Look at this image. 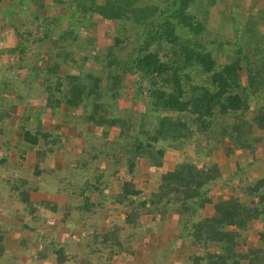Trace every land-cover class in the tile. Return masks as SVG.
<instances>
[{
	"label": "trees",
	"instance_id": "obj_1",
	"mask_svg": "<svg viewBox=\"0 0 264 264\" xmlns=\"http://www.w3.org/2000/svg\"><path fill=\"white\" fill-rule=\"evenodd\" d=\"M227 1L52 0L44 8L0 0V16L17 17L14 45L0 48L10 57H0V264H27L29 254L39 263L121 264L137 257L138 236L147 246L140 264H264V175L251 176L256 144L264 151V34L257 19L248 27L235 13L241 0H229L223 32L209 28L210 10ZM98 18L113 31H97ZM12 103L23 108L13 143L4 136ZM43 116L59 122L42 127ZM216 151L234 155L232 186ZM168 157L176 158L169 168ZM138 166L147 192L136 186ZM214 184L229 193L215 203ZM35 192L52 199L33 200ZM111 210L118 221L106 219ZM5 217L27 233L12 253ZM168 219L169 242H148ZM186 247L198 253L181 261Z\"/></svg>",
	"mask_w": 264,
	"mask_h": 264
},
{
	"label": "rangeland",
	"instance_id": "obj_2",
	"mask_svg": "<svg viewBox=\"0 0 264 264\" xmlns=\"http://www.w3.org/2000/svg\"><path fill=\"white\" fill-rule=\"evenodd\" d=\"M5 3L7 0H3ZM35 2H37V4L42 5V7L47 8V6L52 3V0H33ZM236 1V0H233ZM17 0H12V4H16ZM225 5L223 7H218L215 9H211L210 10V16L208 17L209 19V24L211 25L209 28L215 30V32L219 33L223 32V30L221 28H223L225 26V23H227L229 20L228 15H225V11L228 12V5H229V0L227 2L224 3ZM237 7L234 9L236 14L241 13L243 17V21L246 24V26L249 27V25L252 23L253 19H250V17L255 18L258 20L259 23H261L259 25V31L261 34H264V0H241L239 3L236 4ZM17 18L16 16L11 17V18H6V17H2L0 16V48L3 49L5 48V46L10 47L11 44L14 43L15 40V32L13 31L12 28H10L9 24L11 23V21ZM96 23V30H103L105 32H111L113 31V26L111 25L110 22L108 21H102L101 19H96L95 21ZM16 24V23H15ZM10 45V46H9ZM1 57V61L5 62L8 59L10 60V57H7L6 55H0ZM130 84V83H129ZM128 84V85H129ZM263 99V98H262ZM263 102V100L260 102V104ZM5 103V102H4ZM6 104H4L5 106ZM139 109V104H135L132 106V110L136 111ZM11 112L13 113V118L14 121L15 119H17V117H20L21 112V106H18L16 104L11 105L10 107ZM65 111V109L63 110ZM11 119V123L9 122L8 124H6L5 127V133L7 135H9L7 137V141L9 142H14L15 140H17V138L19 136L16 137V135H14L13 137L10 134L11 127L13 126V122ZM44 123L47 122V117L43 116V121ZM86 130L90 133H94V132H98L97 129L92 128V127H86ZM113 133H111V137H115L116 135V131H112ZM262 135L264 136V129L262 131ZM1 139V137H0ZM226 143H222V146H226ZM256 159L257 162L254 166H256V168L253 170V172L251 173V176H263L264 175V151L261 148V142L256 144ZM77 149H74V152ZM215 155V159H217L219 161V168H220V172L222 175L223 180L224 179H228V185H233V183L238 182V177H234L233 173H235L236 168L234 166V155L229 156L228 158H226V156L224 155V153L222 151H216L214 152ZM60 160L61 158L58 157ZM176 161L175 157H168L167 162L165 164V167L169 168L170 166H172V164H174V162ZM32 162V155L29 153L26 155V161H25V165L24 167L21 168V172L23 171V169H26L30 167V164ZM57 165H59V162L55 161L53 166L57 167ZM135 182H136V186L137 188L144 190L145 192H147V188L145 186H143V182H147L149 179L146 175H143L144 172V167H140L138 166L137 169L135 170ZM22 174L24 175V177L29 178V174L24 173V171L22 172ZM243 178V175H241L240 179ZM223 182V181H222ZM152 187V185H148V188ZM147 194V193H146ZM228 192L226 190V188L224 186L220 187L219 184H214L211 187V191H210V196L212 198L213 203H215L216 200L218 199H224L228 196ZM46 196L42 195L41 199L40 196H32L33 200H46ZM44 213V212H43ZM202 215L205 216H211L212 215V209L210 206H208L207 208H205L202 211ZM156 218V217H155ZM106 219L109 220H116L118 221L119 219V215L117 212L111 210L108 211L107 213V217ZM2 220L6 221L7 224H5V228L8 229V226L10 227L9 230L7 231V234L5 235L4 238V244L6 246V250L8 253H12L13 251H17V245L19 240L22 237H27V233L25 234L24 231L20 230V224L14 222V220L12 221L10 217H5L2 218ZM10 222H12L13 224H11ZM9 224V225H8ZM45 226L48 227V225H52V220H48L46 222L45 220ZM174 223L170 221V219H168L165 222L162 223H156V225L154 226L153 230L150 232L149 236L147 237L150 238L148 240V242L153 241L156 245V247H159L160 245H164L167 244L169 241V239H167L166 237L169 234V231H171V229L174 227L173 226ZM84 231V230H83ZM76 233L73 234V236L76 237ZM89 235V232L85 230L83 236L87 237ZM140 236L136 237L134 242H133V246L132 248L138 253L137 257H127L125 259H121L120 262L121 264H140L141 261L143 262V259L140 258L141 255H144L142 252H144V249L147 247L145 244H140L139 242L141 241V239L139 238ZM139 240V241H138ZM138 241V242H137ZM175 247L179 248L178 245H175ZM160 252V251H158ZM198 253V249L195 248H182L179 250V254L177 255L179 258V260L183 261V257H185L188 253ZM151 256V255H150ZM171 259H174L173 257H171L170 261H172ZM33 257L31 254L28 255L27 258H25V263L27 264H52V263H39L36 261H33ZM154 259L151 256V260L153 261ZM160 264V262H158Z\"/></svg>",
	"mask_w": 264,
	"mask_h": 264
},
{
	"label": "crops",
	"instance_id": "obj_3",
	"mask_svg": "<svg viewBox=\"0 0 264 264\" xmlns=\"http://www.w3.org/2000/svg\"><path fill=\"white\" fill-rule=\"evenodd\" d=\"M12 45H14V43L13 44H11V46ZM10 46V45H9ZM6 48H10V47H8V46H5V48H3V49H6ZM11 97V96H10ZM12 105H13V103H12ZM5 106H7L8 107V105H5ZM4 106V103L2 104V107L4 108L5 107ZM19 106V105H18ZM21 109H23L22 108V106H21ZM10 112H11V110H10ZM21 112H22V110H21ZM22 114V113H21ZM21 114H20V116H21ZM13 118V113L11 112V116H10V119L8 120V122H11V119ZM17 119H19L18 117H17ZM17 119H15V121L17 120ZM15 121H14V119H12V122L13 123H15ZM43 121V117L41 118V123H40V125H42V127H45V126H49V127H53L54 125H56L58 122H59V119H55V120H53L51 123L49 122V120L47 119V122L46 123H44V122H42ZM11 130L12 131H10V134H11V136L13 137L14 135H16V133H15V131H14V125L11 127ZM95 134H97L98 132L96 131V132H94ZM4 136H6V138L9 136V135H7L6 133L4 134ZM17 137V136H16ZM2 139H3V137L0 139V144H1V142H2ZM18 139V138H17ZM8 140V139H7ZM10 142V141H9ZM11 143H13V142H11ZM55 162V161H54ZM54 162H52L53 164H54ZM53 166V165H52ZM23 170H25V169H23ZM23 172V171H22ZM22 172H20V176L22 177V178H25V179H29V178H27V177H24V175L22 174ZM25 173V172H24ZM28 174V173H27ZM42 195H45L47 198L46 199H48V200H51L52 199V195H50V194H47V193H41V192H35V193H32L31 194V198H32V196H40V199H41V196ZM170 221L171 222H173L174 223V221L172 220V219H170ZM174 226V225H173ZM259 242H258V239L256 238V237H251V238H249V240H248V242H247V245L248 246H250V247H254V246H256L257 244H258ZM77 264H90L87 260H84V259H80L78 262H77ZM240 264H245V262H241Z\"/></svg>",
	"mask_w": 264,
	"mask_h": 264
}]
</instances>
